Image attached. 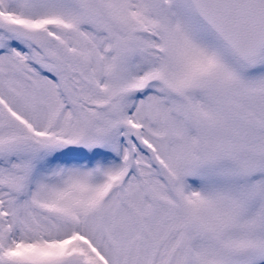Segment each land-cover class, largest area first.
I'll list each match as a JSON object with an SVG mask.
<instances>
[{
	"label": "snow or ice",
	"instance_id": "snow-or-ice-1",
	"mask_svg": "<svg viewBox=\"0 0 264 264\" xmlns=\"http://www.w3.org/2000/svg\"><path fill=\"white\" fill-rule=\"evenodd\" d=\"M0 264H264V0H0Z\"/></svg>",
	"mask_w": 264,
	"mask_h": 264
}]
</instances>
